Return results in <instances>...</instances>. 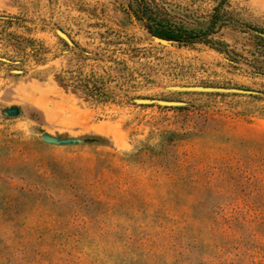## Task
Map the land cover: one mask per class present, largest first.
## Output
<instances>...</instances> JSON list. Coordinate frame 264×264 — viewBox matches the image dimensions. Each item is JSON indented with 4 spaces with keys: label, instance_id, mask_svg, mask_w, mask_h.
Returning a JSON list of instances; mask_svg holds the SVG:
<instances>
[{
    "label": "rangeland",
    "instance_id": "374dc122",
    "mask_svg": "<svg viewBox=\"0 0 264 264\" xmlns=\"http://www.w3.org/2000/svg\"><path fill=\"white\" fill-rule=\"evenodd\" d=\"M0 264H264V0H0Z\"/></svg>",
    "mask_w": 264,
    "mask_h": 264
},
{
    "label": "trees",
    "instance_id": "16d2710c",
    "mask_svg": "<svg viewBox=\"0 0 264 264\" xmlns=\"http://www.w3.org/2000/svg\"><path fill=\"white\" fill-rule=\"evenodd\" d=\"M140 12L142 16L141 19H143L145 22H151V20H149L148 18L150 14L144 8H142ZM152 23L156 25V28L154 27L152 29L148 28V31L154 36L170 41H176L183 44H189L195 41L194 35H192L190 32H188L185 29L175 28L173 25L165 24L160 20L152 21Z\"/></svg>",
    "mask_w": 264,
    "mask_h": 264
},
{
    "label": "water",
    "instance_id": "95a60500",
    "mask_svg": "<svg viewBox=\"0 0 264 264\" xmlns=\"http://www.w3.org/2000/svg\"><path fill=\"white\" fill-rule=\"evenodd\" d=\"M154 36V35H153ZM156 40L158 41H162V42H167V41H170V40H166V39H163V38H160V37H157V36H154ZM45 140L47 141H50V142H56L55 139H51V138H45Z\"/></svg>",
    "mask_w": 264,
    "mask_h": 264
}]
</instances>
